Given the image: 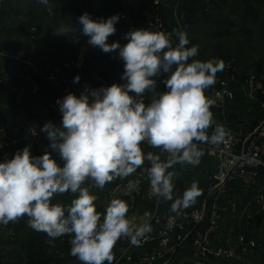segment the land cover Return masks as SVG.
<instances>
[{"label": "clouds", "instance_id": "clouds-1", "mask_svg": "<svg viewBox=\"0 0 264 264\" xmlns=\"http://www.w3.org/2000/svg\"><path fill=\"white\" fill-rule=\"evenodd\" d=\"M119 18L93 20L88 13L79 17L89 45L105 53L119 49L125 83L87 89L79 96L69 92L56 101L60 124L48 121L41 131L62 163L48 151L33 156L29 146L0 162V224L27 216V226L45 233L50 244L70 236V254L81 264H112V250L119 239L127 237L138 246L152 230L149 223L128 218L129 206L122 199H111L105 212H98L97 196L82 187L86 181L103 189L147 161L149 195L172 201L170 212L175 216H169L166 224L171 229L181 211L203 194L193 180L181 197L173 199L179 172L172 169L199 165L204 151L198 144L219 145L228 135L221 124L213 128L210 109L216 100L205 94L216 83L217 73L224 70V62L195 59L198 46L187 47L190 41L185 31L133 29L125 34L128 42L124 46L109 44ZM69 31L74 32V27L61 26L54 34ZM173 34L178 39L175 46ZM161 76L166 91L158 90L156 78ZM79 80L77 75L74 83ZM145 143L160 153H145ZM69 192L77 195L67 208L52 202L55 195Z\"/></svg>", "mask_w": 264, "mask_h": 264}, {"label": "rangeland", "instance_id": "rangeland-1", "mask_svg": "<svg viewBox=\"0 0 264 264\" xmlns=\"http://www.w3.org/2000/svg\"><path fill=\"white\" fill-rule=\"evenodd\" d=\"M56 1L62 3L64 7L70 6L76 17L84 13H88L93 20L107 19L112 16L108 11L105 14L95 11L97 6H95L94 1L96 0ZM56 1L52 2L57 3ZM121 1L116 0L115 9L120 6ZM183 1L180 17L182 22L185 23V19L190 15L187 5L191 3V0ZM239 1L238 16L234 19V22L238 20L239 24H233L229 34L220 37L217 31L222 29L219 25L221 24L222 27L223 20L230 19V14L222 16L217 14L219 23L209 24V26L206 24L202 30H196L188 25L182 27L189 34L190 43L187 47L198 46V55L195 59L202 61L218 59L222 60L224 65L229 61L236 65L238 69L236 80L229 77L224 70L217 73V76L229 81L232 88V97L223 106L215 104L210 110L213 113L214 124L226 123L236 130L249 134L264 122V0ZM135 2L129 4L130 10L133 5L138 6ZM144 2L143 5L146 8L139 16L140 20L145 14H148V19L152 10L151 1L144 0ZM163 8L168 10L165 13L168 23L164 32L180 31L174 25V16L177 14L169 11L172 8L171 5L167 4ZM96 14L101 16L99 17ZM198 15L200 16V13ZM42 16L45 20L42 25H38L35 20H27V18L23 21L16 20L12 12L9 13V16L0 20V49H5L12 55L20 52L29 63L0 57V73L5 72L6 76L4 85L0 86V162H3L5 157L11 159L17 150L29 146L33 156H40L48 151L58 163H62L58 154L48 147L49 140L46 138V134L41 131L46 122L51 121L59 126L61 120V113L56 101L61 99L62 91L52 87L44 77L55 67H61L63 64L68 63L74 68L75 77L77 75L80 77L79 83L74 85L75 94L78 96L87 89H94L92 81L89 82L88 87L80 85L82 80L87 79L88 74H100L114 79L120 84L125 83L121 79L124 62L119 57V49L105 53L99 47L89 45V37L82 34V25L80 24L79 26L77 24L68 26L69 28L74 27V32L69 31L66 35L54 34V29L60 28V25L56 24L57 18L61 16L59 9L44 10ZM165 16L163 13V17ZM134 24V16L133 22L129 24H116V33L110 36L107 42L109 44L119 42L121 47L124 46L128 42L124 36L134 29ZM143 29L157 31L148 26ZM172 42L173 46L178 43V39L174 34ZM164 78V76L156 78L159 91H166V87L162 83ZM34 79L40 83L39 90L36 93L27 91L21 95V88L30 84ZM35 119L38 121V125L36 133L33 134L28 124ZM244 129L250 131L246 132ZM212 131L213 128H210L208 134L211 135ZM142 147L145 153L148 151L160 153V149L151 148L147 144L142 145ZM198 147L204 151L199 165L195 167L177 165L172 170L179 172L177 183L183 186L184 190L189 188L192 181L195 180L202 190V195H204L211 188V179L216 168V161L207 155L203 144H198ZM148 166V162L145 161L144 167L137 169L128 177L115 178L111 183L106 184L103 189L92 187V181L90 180L86 181L82 187H89L91 193L96 195L97 198L104 197L113 185H121L133 175L144 171V168ZM234 185L236 186L231 188ZM228 188V193L226 192L227 194L223 197H226L230 190H233L231 195L237 197L229 194L228 200L232 201L230 198L234 197L233 203L239 204V212L227 213L225 221H223L225 228L232 230L230 238H228L230 243L234 244L239 234L246 235V232L239 233V227L241 229L248 228L247 230L253 234V230L262 222V219L259 221L261 217L257 213H261L264 208L256 201V192L253 189L247 188L240 182L233 183ZM260 189L264 192V172L261 176ZM76 195L70 192L63 195L57 194L53 197L52 202L60 203L67 208ZM99 200L94 203L97 211L103 214L106 206ZM149 205V202L141 199L136 203V209L142 211ZM261 214L264 216V212ZM263 228H260V232L258 229V233L264 236ZM35 232L27 225L25 228L20 229L19 221L9 222L7 225L0 224V264H28L34 258L41 261L45 260L46 264H81L76 257L70 254V236L60 237L50 244L46 235L45 241L40 244L42 248L37 251L29 246L27 242L28 237L34 236ZM214 244L221 245L222 238H217ZM138 252L140 253L141 250ZM180 257H178V263L175 264H190L188 261L189 253H181ZM250 257L251 254H248L240 259L216 260L214 264L249 263Z\"/></svg>", "mask_w": 264, "mask_h": 264}, {"label": "built area", "instance_id": "built-area-1", "mask_svg": "<svg viewBox=\"0 0 264 264\" xmlns=\"http://www.w3.org/2000/svg\"><path fill=\"white\" fill-rule=\"evenodd\" d=\"M134 1H121L114 13L120 17L117 25L133 22L129 4ZM150 1L152 10L147 25L149 28L164 32L166 23L162 9L167 4L178 2V0ZM196 1L202 4L206 13L211 14L222 0ZM0 57L27 63L20 52L12 55L9 51L0 49ZM224 71L236 80L238 69L234 63L226 62ZM44 77L52 87L62 91L61 98L69 92L75 94L74 68L70 64L55 67ZM5 79V72L0 73V86L4 85ZM91 81L94 89L114 83L120 84L100 74H88L87 79L82 80L80 85L88 87ZM250 83L252 84V81ZM39 87L40 83L34 79L21 88L20 94L23 95L27 91L36 93ZM205 94L215 99L217 105L223 106L232 97V88L229 81L217 76L216 83L207 89ZM220 124L228 132L225 140L219 145L203 144L207 155L216 161L211 188L198 197L195 204L181 211L171 229H168L166 224L169 216H175L170 212L172 201H164L149 195L150 182L144 171L133 175L121 185H113L104 197L97 198V200L101 199L99 201L105 206L113 198L124 200L129 206L128 218L138 224L149 223L152 229L138 246L131 244L127 237L119 239L112 250L114 256L112 264H175L178 263L181 253L187 251H189L190 264H211L213 260L229 261L244 258L256 246V241L244 234H239L234 244L230 243V239L218 246L214 243L223 234L222 223L225 215L239 212L238 203L223 204L221 202L229 185L240 182L247 188L253 189L256 192V201L264 208V192L260 189L261 176L264 172V122L249 134L236 130L229 124ZM28 125L31 133L35 134L38 121L31 120ZM174 183L173 199H176L181 197L184 191L177 186V180ZM141 199L146 200L150 205L138 211L136 203ZM139 250H141L140 253Z\"/></svg>", "mask_w": 264, "mask_h": 264}, {"label": "crops", "instance_id": "crops-1", "mask_svg": "<svg viewBox=\"0 0 264 264\" xmlns=\"http://www.w3.org/2000/svg\"><path fill=\"white\" fill-rule=\"evenodd\" d=\"M52 1H54V0H52ZM52 1L47 0V3L45 4V3H42L41 0H1L2 5H1V9H0V20H2L4 17L9 16V13L12 12V13H14V18L16 20L20 19L21 21H23L27 18V20H33V21L35 20V22H38V25H42L43 22L45 21L43 19L44 17L42 16L44 10L59 9L61 16L57 18L56 24L60 25V27L61 26H67L68 27L69 25H72V24L73 25L77 24L79 26V24H80L79 23V17L80 16L76 17L74 14V11H72L70 6L64 7L62 3H59L56 0L55 1L57 3H53ZM94 2H95L94 3L95 6H97L95 11L97 10L99 13L103 12L105 14V12L108 11V12H110V15H111L116 10L115 9L116 5H117V3L115 4L116 0H96ZM183 2H184L183 0H178V2L169 3L172 7L169 11L174 12V14H177L174 16L175 17L174 25L180 31H185L184 27H182V26H185V23L182 22L181 17H180L181 11L183 9ZM135 3H137L138 6L133 5V7H132L133 16L135 18L134 29L135 28L139 29L140 27L146 28L147 27L146 20H147L148 14H145L141 20L139 19V16L142 15L143 10H145V8H146L143 5L145 2H144V0H137ZM238 9H239V0H224L222 5H221V8H219V9L217 8L214 11V16L217 17V14H220L221 16L225 15V14H230V20H232L234 22V19L237 18V16H238ZM167 11L168 10H165L163 8L164 16H165V13ZM103 13H102V15H103ZM97 16L100 17L101 15H97ZM164 19L166 21L165 23L167 24L168 21L166 19V16L164 17ZM136 20H138V21H136ZM234 24L238 25L239 21L237 20L236 22H234ZM171 26H172V24H171ZM214 125H213V128H214ZM244 130L246 132L250 131L249 129H244ZM177 185H178V183H177ZM235 186L236 185H234L231 188H234ZM179 189L182 191H185L183 189V186H181V185L179 186ZM228 190H229V188L227 189V193H228ZM232 193H233V190H230L229 194L231 195ZM229 194L226 197H222V199H221L222 203L230 204L231 202H233L234 197H237L236 195H231V196H234L233 198L232 197L230 198V199H232V201L228 200L230 197ZM225 199H227V200H225ZM66 201H70V200H66ZM262 212H264V209L262 210ZM261 213H257V214L258 215L260 214L259 216L261 218L259 221H261V219H262V222L259 224V226H257L256 229L253 230L254 231L253 234L251 233V231L247 230L248 228L241 229V227H239V229H240L239 233L246 232V235L249 239H254L256 241V246L249 253V254H251V257H250L251 262L250 261H249V263L243 262L242 264H264V236H263V234L261 235V233H258V229L260 232L261 231L260 228H263V226H264V219H263L264 216H262ZM257 223H259V222L257 221ZM222 228H223L224 233L222 234L221 238H222V244H224L226 242V240L230 238V232L232 230L226 229L224 223L222 224ZM186 253H189V251H187ZM215 261L216 260H213L211 264H214ZM243 261H245V259H243Z\"/></svg>", "mask_w": 264, "mask_h": 264}, {"label": "trees", "instance_id": "trees-1", "mask_svg": "<svg viewBox=\"0 0 264 264\" xmlns=\"http://www.w3.org/2000/svg\"><path fill=\"white\" fill-rule=\"evenodd\" d=\"M137 1V0H135ZM134 1V2H135ZM224 0L221 1V3L214 9V11L218 8H221V5ZM133 2V3H134ZM240 4V1H239ZM133 7V6H132ZM189 8V16L185 19V25L190 26L196 30H202L203 27H205L206 24H213V23H219V19L214 16V11L213 13H206L202 4L196 0H192L190 4H188ZM163 10V9H162ZM131 11L133 13V9L131 8ZM200 13V16L198 15ZM114 13L112 14V16ZM202 17V18H201ZM148 24V19L146 20V25ZM234 22L232 20H223L222 22V27L221 24L219 25L220 28L217 31V34L221 37L224 36V34H229L231 32V27L233 26ZM148 26V25H147ZM216 32V31H215ZM28 221V217L25 216L22 219L19 220V228L23 229L26 227ZM46 234L42 232H35L34 236L28 237V244L31 246L34 250H40L41 243L45 241ZM28 264H46L45 260H40L38 258H34L33 260L29 261Z\"/></svg>", "mask_w": 264, "mask_h": 264}, {"label": "water", "instance_id": "water-1", "mask_svg": "<svg viewBox=\"0 0 264 264\" xmlns=\"http://www.w3.org/2000/svg\"><path fill=\"white\" fill-rule=\"evenodd\" d=\"M1 5H2V4H1V0H0V9H1Z\"/></svg>", "mask_w": 264, "mask_h": 264}]
</instances>
